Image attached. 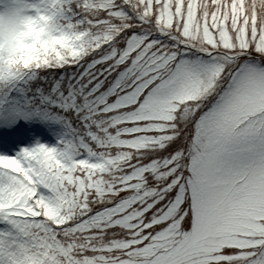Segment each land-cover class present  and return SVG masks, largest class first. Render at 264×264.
<instances>
[{"label":"snow or ice","instance_id":"obj_1","mask_svg":"<svg viewBox=\"0 0 264 264\" xmlns=\"http://www.w3.org/2000/svg\"><path fill=\"white\" fill-rule=\"evenodd\" d=\"M0 264H264V0H0Z\"/></svg>","mask_w":264,"mask_h":264},{"label":"rangeland","instance_id":"obj_2","mask_svg":"<svg viewBox=\"0 0 264 264\" xmlns=\"http://www.w3.org/2000/svg\"><path fill=\"white\" fill-rule=\"evenodd\" d=\"M41 142H43L42 139H41Z\"/></svg>","mask_w":264,"mask_h":264}]
</instances>
